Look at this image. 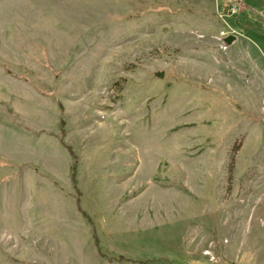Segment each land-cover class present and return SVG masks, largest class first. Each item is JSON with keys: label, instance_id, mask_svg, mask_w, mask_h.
<instances>
[{"label": "rangeland", "instance_id": "1", "mask_svg": "<svg viewBox=\"0 0 264 264\" xmlns=\"http://www.w3.org/2000/svg\"><path fill=\"white\" fill-rule=\"evenodd\" d=\"M243 5L0 0V264H264Z\"/></svg>", "mask_w": 264, "mask_h": 264}, {"label": "crops", "instance_id": "2", "mask_svg": "<svg viewBox=\"0 0 264 264\" xmlns=\"http://www.w3.org/2000/svg\"><path fill=\"white\" fill-rule=\"evenodd\" d=\"M243 2V6L245 7V10L247 11L246 13L249 14L247 17H253V15H259V14H264V3L263 4H258L260 6H256L253 1L252 3L251 2H247L245 0H241ZM253 12V13H252ZM251 13V14H250ZM253 22V21H252ZM262 23V25H260V23ZM259 22H255L256 24H259L258 26L257 25H253L252 28H250V32H242V36L245 37V39H255L257 40L258 42H262L263 41V38H264V32H263V29L264 28V21H259ZM240 27H243V26H240ZM261 27V29H259ZM243 28L246 29V27L244 26ZM256 28H258V30L256 29V31H254ZM242 29V28H240ZM254 29V30H253ZM244 29H242L243 31ZM261 30V31H260ZM237 31V30H236ZM246 31V30H245ZM251 42V41H250ZM133 219H136V216L137 215H132ZM132 228L135 229L136 231L139 230V227L141 226L140 224H137L136 222L133 223L132 225ZM127 242H130L129 240Z\"/></svg>", "mask_w": 264, "mask_h": 264}, {"label": "water", "instance_id": "3", "mask_svg": "<svg viewBox=\"0 0 264 264\" xmlns=\"http://www.w3.org/2000/svg\"><path fill=\"white\" fill-rule=\"evenodd\" d=\"M232 41V37L227 38V42L230 43Z\"/></svg>", "mask_w": 264, "mask_h": 264}, {"label": "trees", "instance_id": "4", "mask_svg": "<svg viewBox=\"0 0 264 264\" xmlns=\"http://www.w3.org/2000/svg\"><path fill=\"white\" fill-rule=\"evenodd\" d=\"M68 150L70 151V149L68 148ZM70 154L72 155V153L70 152ZM74 168H72V171H73Z\"/></svg>", "mask_w": 264, "mask_h": 264}]
</instances>
